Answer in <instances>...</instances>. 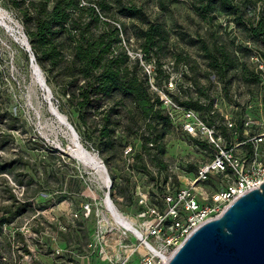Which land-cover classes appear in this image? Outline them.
<instances>
[{"label":"rangeland","instance_id":"374dc122","mask_svg":"<svg viewBox=\"0 0 264 264\" xmlns=\"http://www.w3.org/2000/svg\"><path fill=\"white\" fill-rule=\"evenodd\" d=\"M38 1L0 0V135H9L7 146L0 150V217L10 219L0 227V264H81L82 255L92 252L90 264L116 260L142 264L147 248L115 222L106 205L105 176L76 157L72 134L50 112L47 93L32 68L23 45L28 42L31 46L25 10ZM96 1L101 0H81V5L96 6ZM105 1L108 5L100 11L101 21L122 29L125 26L121 45L132 60H140V76L149 77V93L153 100L159 97L163 117L168 114L164 100L180 106L192 101L197 110L182 107L193 111L210 131L200 136L183 132L180 114L167 124L161 123L160 116L144 122L130 102H121L119 97L101 100L89 118L93 126L86 130L79 113L62 94L61 76L47 65L42 69L37 64L52 91L53 105L75 127L85 148L105 163L117 210L160 248L164 241L157 242L142 226L159 220L149 214L148 207L165 218L174 204L179 222L174 232H179L195 216L188 209L190 200L201 207L211 205L216 193L264 166V47L219 6L204 14L193 8L195 0ZM235 3L247 25L264 20V0ZM126 4L141 8L142 15L130 18L121 14ZM148 22L163 24L169 32L167 48L152 55L149 62L143 58L137 37ZM101 29L102 23H93L88 34L96 35ZM61 41L68 56L71 42L65 36ZM204 45L218 51L219 57L229 58L228 64L235 56L239 65L218 77L205 58ZM148 65L152 66L151 76ZM108 112L115 128L112 147L99 144L95 131ZM150 121L151 128L147 126ZM150 133L152 137L163 134L164 154L157 148L143 152L140 137ZM249 143L254 147L253 160L246 158ZM225 155L231 170L214 165ZM207 168L210 171L204 180L199 172ZM141 195H148L147 207L140 206ZM175 217L167 219L170 222Z\"/></svg>","mask_w":264,"mask_h":264},{"label":"trees","instance_id":"16d2710c","mask_svg":"<svg viewBox=\"0 0 264 264\" xmlns=\"http://www.w3.org/2000/svg\"><path fill=\"white\" fill-rule=\"evenodd\" d=\"M51 2L53 5L49 8ZM107 5L105 0L96 1V6L86 7L81 5V0L32 2L25 10V24L29 27L28 37L37 63L42 69L47 65L49 71L56 70L61 76L62 94L67 103L77 110L86 130L93 126L89 118L98 108L101 100L114 97H119L121 102L128 100L144 122L148 119L155 120L160 116L162 124L169 123L171 117L169 114L163 117L159 97L153 100L149 93V77L144 76L143 79L140 76L143 71L140 60H132L121 45V33L126 31L125 26L122 29L108 21H101L100 11H105ZM216 6L233 15L239 25L248 28L254 41L259 40L264 47V20L247 25L235 0L233 2L232 0H195L193 3V8L204 14L212 13ZM120 12L132 18L141 16L143 11L135 5L126 4L122 6ZM85 15L88 21L84 19ZM30 23H32L31 27ZM93 23H102V29L96 35L88 34ZM64 36L72 46L68 56L65 55L61 41ZM137 37L141 40L140 49L147 62L152 60V55L156 57L165 50L169 43V32L160 23L148 22L147 28L140 30ZM203 50L205 58L209 60L210 67L218 77L227 75L229 70L239 65L235 56L233 62L228 64L226 60L229 58L219 57L218 51L213 52L207 45H204ZM156 106H159V109L156 110ZM181 106L198 109L197 103L192 101L183 102ZM110 116L108 112L103 117L104 121L102 120L100 128L96 127L95 131L98 133L96 138L99 144L112 147L116 139H114L115 128L112 127L113 121ZM147 126L151 128L152 121L148 122ZM162 138L163 134L160 133L156 137H152V133L141 136L143 152L157 148L160 154H164ZM8 141L9 135H0V150L7 146ZM137 156L142 158V153ZM246 158L251 160L255 158L252 143H249ZM224 165L227 170L232 169L227 161ZM8 223H10L9 218L0 217V227Z\"/></svg>","mask_w":264,"mask_h":264},{"label":"water","instance_id":"95a60500","mask_svg":"<svg viewBox=\"0 0 264 264\" xmlns=\"http://www.w3.org/2000/svg\"><path fill=\"white\" fill-rule=\"evenodd\" d=\"M23 45L29 53L35 74L37 75V71L41 73L43 82H38L47 93L50 112L70 130L80 146H84L75 127L53 105L52 91L36 62L30 44L27 42ZM59 115L65 122L60 121ZM101 163L108 188L106 199L114 206L110 194L111 177L103 160ZM166 264H264V183L240 196L219 217L196 228Z\"/></svg>","mask_w":264,"mask_h":264},{"label":"built area","instance_id":"2783aa9c","mask_svg":"<svg viewBox=\"0 0 264 264\" xmlns=\"http://www.w3.org/2000/svg\"><path fill=\"white\" fill-rule=\"evenodd\" d=\"M144 65L145 64L143 63V66ZM145 67L147 73L149 76H151L153 71L152 66L148 65ZM164 103L168 108V114L171 118L176 119L179 114L182 115L183 121L181 124V130L183 132L193 136H200L210 131L207 127L202 125V123L197 121L196 115L193 111L172 103L168 99L164 100ZM211 137H213L212 134ZM227 152L230 154L231 151L227 150ZM225 161H227L231 166V161L226 155L218 157L217 160H215L214 165L218 168L226 169L224 165ZM209 171L210 168L201 169L199 172L200 177L205 180ZM262 183H264V166L259 169L255 175L241 178L238 183L233 185V187L224 188L220 192L216 193L212 197L213 203L211 205L201 207L195 200H190L188 202V209L194 211L195 216L191 217L187 225L182 226L179 232H174V228L176 227L175 225L177 224L178 226L179 224V222L176 220L178 211L174 204L169 208L168 215L165 218H163V215L159 213L156 208L148 207L149 214L156 215L159 220L157 224H153L152 222L148 221L142 226L146 228L149 236L156 238L157 242L164 241V244L160 248L157 247L160 250L161 255H156L152 250L147 249L144 253L142 264H166V262L171 258V256L180 247L184 240L196 228L206 221L222 215L240 196L247 193L248 191L259 188ZM167 199L168 201L173 202V198L171 196H168ZM148 202V195L140 196V206L147 207ZM171 216L176 217L174 218L175 220L170 219L171 221L169 222L167 218H171ZM168 228H171L173 232L168 233ZM58 254H60V251H58ZM92 256L93 252L82 255L81 264H90ZM113 264H125V261L116 260Z\"/></svg>","mask_w":264,"mask_h":264},{"label":"bare ground","instance_id":"6f19581e","mask_svg":"<svg viewBox=\"0 0 264 264\" xmlns=\"http://www.w3.org/2000/svg\"><path fill=\"white\" fill-rule=\"evenodd\" d=\"M9 31H12L10 27H8ZM14 34V32H12ZM19 41L24 43L25 41L21 37H17ZM37 71V70H36ZM37 76L40 80V82H43V79L41 77V73L37 71ZM60 116V120L65 122L64 118ZM69 130V129H68ZM70 131V130H69ZM71 133V132H70ZM72 143L74 146V153L77 158L80 160H83L85 163L90 164L93 168L97 169L99 172H101L104 176V171L102 168L101 159L97 157L96 155H93L91 152H89L84 146H80V143L76 141V139L72 136ZM106 180V178H105ZM109 201L106 200V205L111 212L112 217L114 218L117 225L121 226L123 228V233H131L133 236H136L137 239H139L147 249L152 250L154 254L161 255L160 250L157 248L155 244H153L146 236L145 232L141 231L140 228H138L135 225V222L131 220L130 218L126 217L122 213H120L116 206H111ZM114 204V203H113ZM120 227V228H121ZM129 230V231H128ZM168 259V258H167Z\"/></svg>","mask_w":264,"mask_h":264}]
</instances>
